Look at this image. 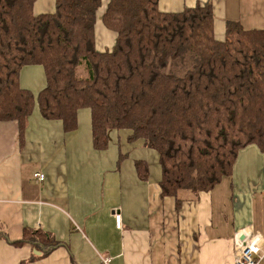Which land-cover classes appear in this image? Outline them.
I'll return each mask as SVG.
<instances>
[{"label":"trees","instance_id":"16d2710c","mask_svg":"<svg viewBox=\"0 0 264 264\" xmlns=\"http://www.w3.org/2000/svg\"><path fill=\"white\" fill-rule=\"evenodd\" d=\"M35 2L0 0V121H17L23 135L38 105L72 131L89 108L95 148L108 146L110 130L128 129L130 142L158 152L162 196L212 190L250 144L264 154V30L228 22L218 40L210 4L165 12L158 0H108L102 20L117 39L99 51L102 0H56L42 14ZM32 64L45 71L37 96L20 85ZM136 168L146 180L148 165ZM48 237L26 231L16 244Z\"/></svg>","mask_w":264,"mask_h":264},{"label":"crops","instance_id":"0c3cea01","mask_svg":"<svg viewBox=\"0 0 264 264\" xmlns=\"http://www.w3.org/2000/svg\"><path fill=\"white\" fill-rule=\"evenodd\" d=\"M96 48L111 50L117 33L102 16ZM210 4L214 36L224 40L228 22L264 30V0H158L160 10L180 12ZM56 0H36L35 14L55 10ZM42 65H26L20 85L35 96L45 85ZM65 131L38 105L24 134L17 121H0V264H233L238 239L251 228L264 237V154L255 144L239 151L233 174L210 191L162 196L158 152L131 131L113 129L106 148L94 147L91 110L78 111ZM148 165L141 179L136 162ZM41 172L45 178L34 176ZM122 216L118 228L115 214ZM26 231L49 235L47 244H16ZM264 263V260H263Z\"/></svg>","mask_w":264,"mask_h":264},{"label":"built area","instance_id":"2783aa9c","mask_svg":"<svg viewBox=\"0 0 264 264\" xmlns=\"http://www.w3.org/2000/svg\"><path fill=\"white\" fill-rule=\"evenodd\" d=\"M39 180L45 178L44 174L37 172L34 174ZM115 220L118 228L122 226V216L115 214ZM244 236L239 238L236 257L233 264H264V237L257 231L249 228ZM112 258L108 255H101L100 264H111Z\"/></svg>","mask_w":264,"mask_h":264},{"label":"rangeland","instance_id":"374dc122","mask_svg":"<svg viewBox=\"0 0 264 264\" xmlns=\"http://www.w3.org/2000/svg\"><path fill=\"white\" fill-rule=\"evenodd\" d=\"M102 6H103V4H102ZM99 9H100V8H99ZM34 13H37V12H35V10H34ZM98 16H99V15H98V13H97V17H96V23L98 22V19H99V18H98ZM185 68H186V67H185ZM167 71H168V72H171L170 65L168 66V68H167ZM178 73H179V74L183 73V70H181V71H180V72H178Z\"/></svg>","mask_w":264,"mask_h":264}]
</instances>
